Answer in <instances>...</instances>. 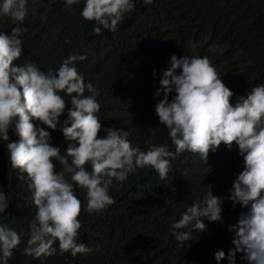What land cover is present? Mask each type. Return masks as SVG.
I'll use <instances>...</instances> for the list:
<instances>
[{
	"label": "clouds",
	"instance_id": "9594fccd",
	"mask_svg": "<svg viewBox=\"0 0 264 264\" xmlns=\"http://www.w3.org/2000/svg\"><path fill=\"white\" fill-rule=\"evenodd\" d=\"M136 1L157 5L159 0ZM28 4L29 0H0V19L8 18L13 25L7 34L0 31V142H4L10 167L31 192L25 205L35 208L23 253L44 261L58 252L75 256L95 251L77 239L81 200L76 189L84 190V211L100 213L115 202L110 188L120 187L138 169L150 167L163 180L171 168L170 159L180 153H198L206 164L209 151L215 152L221 142L230 149L235 142L243 167L236 173L227 199L247 210L228 226L234 247L228 249L226 259L235 264L236 253L242 252L241 259L247 264H264V83L255 84L230 103L233 93L208 56L183 54L178 58L172 54L153 99L158 123L167 129L175 150L170 151L166 143L142 149L122 127L108 126L103 129L106 135L98 136L102 128L97 115L100 89L85 80L76 63L85 60L86 54L73 52L58 67L46 71L29 59L12 63L23 52ZM81 4L80 16L94 21L96 33L116 31L134 8V0H63L69 12L73 5ZM175 11L171 12L178 15ZM169 93H174L171 99ZM65 96L70 107L60 120ZM58 127L66 141L63 152L50 142L48 130ZM9 129L17 140L9 141ZM53 161L58 162L59 170L54 171ZM224 199L213 194L212 185L203 187L200 199L187 206L167 229L177 247L189 246L194 235L206 230L203 220H222ZM9 202L8 193L0 188V213ZM21 236L23 230L0 224V264H8ZM213 256L219 264L225 252L217 249Z\"/></svg>",
	"mask_w": 264,
	"mask_h": 264
},
{
	"label": "trees",
	"instance_id": "16d2710c",
	"mask_svg": "<svg viewBox=\"0 0 264 264\" xmlns=\"http://www.w3.org/2000/svg\"><path fill=\"white\" fill-rule=\"evenodd\" d=\"M82 6L73 5L69 12L63 0H29L23 52L12 63L29 59L46 71L58 67L73 52L86 54L85 60L76 63L85 80L100 89L97 115L102 128L98 136L106 135L103 129L108 126L122 127L142 149L166 143L170 151L175 150L167 129L158 123L153 99L172 54L178 58L183 54L208 56L233 93L230 103L255 84L264 83V0H159L157 5L134 0V8L116 31L102 29L100 33L93 31L94 21L80 16ZM12 26L8 18L0 19V31L5 34ZM173 94L169 93V99ZM69 107L70 99L65 96L60 120ZM48 131L51 144L63 152L66 141L59 127ZM17 139L9 129V141ZM53 163L54 171L59 170L58 162ZM170 164L163 180L150 167L130 174L120 187L110 188L115 202L100 213L84 211V190L76 189L81 200L77 239L95 251L75 256L58 252L41 261L22 251L35 208L25 205L31 192L10 167L4 142H0V188L10 201L0 213V224L23 230L8 264H217L213 256L217 249L225 252L219 264H228L227 251L234 247L228 226L247 210L227 199L232 181L243 167L238 147L233 142L229 149L221 142L215 152L209 151L206 164L198 153L188 151L170 159ZM205 185H212L214 195L225 197L222 220H203L206 230L194 235L189 246L177 247L167 229L187 206L200 199ZM242 256V252L236 253L235 264H247Z\"/></svg>",
	"mask_w": 264,
	"mask_h": 264
}]
</instances>
